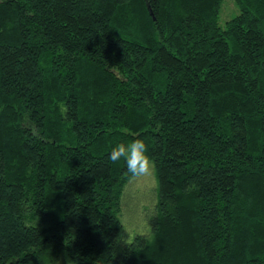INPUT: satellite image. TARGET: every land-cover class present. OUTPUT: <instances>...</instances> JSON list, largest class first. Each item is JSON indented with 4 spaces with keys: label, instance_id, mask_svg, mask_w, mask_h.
<instances>
[{
    "label": "trees",
    "instance_id": "trees-1",
    "mask_svg": "<svg viewBox=\"0 0 264 264\" xmlns=\"http://www.w3.org/2000/svg\"><path fill=\"white\" fill-rule=\"evenodd\" d=\"M223 2L0 0V264H264V0Z\"/></svg>",
    "mask_w": 264,
    "mask_h": 264
},
{
    "label": "rangeland",
    "instance_id": "rangeland-1",
    "mask_svg": "<svg viewBox=\"0 0 264 264\" xmlns=\"http://www.w3.org/2000/svg\"><path fill=\"white\" fill-rule=\"evenodd\" d=\"M237 13L238 11L232 0H224L221 8L219 25L223 27L228 21L227 19L234 17ZM154 189L155 178L153 168L149 175L136 180H131L125 188L124 195L127 194V192L129 195H126L125 200L121 205V219L125 223L123 224L130 235L141 234L144 232L142 230V225L144 224V218L153 208L155 195Z\"/></svg>",
    "mask_w": 264,
    "mask_h": 264
},
{
    "label": "clouds",
    "instance_id": "clouds-1",
    "mask_svg": "<svg viewBox=\"0 0 264 264\" xmlns=\"http://www.w3.org/2000/svg\"><path fill=\"white\" fill-rule=\"evenodd\" d=\"M109 160L113 163L122 160L127 176L132 180L147 176L152 172L148 148L141 139L115 145L109 153Z\"/></svg>",
    "mask_w": 264,
    "mask_h": 264
}]
</instances>
